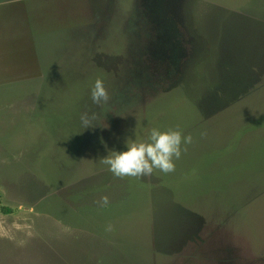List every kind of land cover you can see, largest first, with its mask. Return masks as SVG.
Segmentation results:
<instances>
[{
    "label": "rangeland",
    "instance_id": "obj_1",
    "mask_svg": "<svg viewBox=\"0 0 264 264\" xmlns=\"http://www.w3.org/2000/svg\"><path fill=\"white\" fill-rule=\"evenodd\" d=\"M0 264H264V0H0Z\"/></svg>",
    "mask_w": 264,
    "mask_h": 264
},
{
    "label": "clouds",
    "instance_id": "obj_2",
    "mask_svg": "<svg viewBox=\"0 0 264 264\" xmlns=\"http://www.w3.org/2000/svg\"><path fill=\"white\" fill-rule=\"evenodd\" d=\"M90 95L92 103L97 107L106 105L110 100L109 92L101 79L95 80ZM96 119V113L81 114L84 128L92 127ZM192 139L191 134L184 136L179 130L161 131L153 128L146 141L128 142L125 151H111L110 155L99 161L117 178L148 177L152 175L154 169L169 174L175 171L174 161L181 158L182 152L187 151L182 145L191 144ZM97 203L100 207H107L108 197H101ZM106 231H113L111 224L107 226Z\"/></svg>",
    "mask_w": 264,
    "mask_h": 264
}]
</instances>
